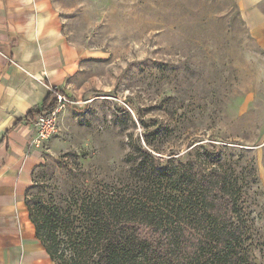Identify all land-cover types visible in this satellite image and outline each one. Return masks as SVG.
Segmentation results:
<instances>
[{
	"label": "rangeland",
	"instance_id": "1",
	"mask_svg": "<svg viewBox=\"0 0 264 264\" xmlns=\"http://www.w3.org/2000/svg\"><path fill=\"white\" fill-rule=\"evenodd\" d=\"M49 1L81 62L28 204L82 170L125 180L136 142L165 155L195 143L226 161L242 152L247 264H264V50L235 1Z\"/></svg>",
	"mask_w": 264,
	"mask_h": 264
},
{
	"label": "trees",
	"instance_id": "2",
	"mask_svg": "<svg viewBox=\"0 0 264 264\" xmlns=\"http://www.w3.org/2000/svg\"><path fill=\"white\" fill-rule=\"evenodd\" d=\"M51 95L37 114L55 107ZM194 144L165 155L136 142L125 180L82 170L37 206L28 204L29 186V218L51 261L247 264L245 185L237 171L245 154L226 161Z\"/></svg>",
	"mask_w": 264,
	"mask_h": 264
},
{
	"label": "crops",
	"instance_id": "3",
	"mask_svg": "<svg viewBox=\"0 0 264 264\" xmlns=\"http://www.w3.org/2000/svg\"><path fill=\"white\" fill-rule=\"evenodd\" d=\"M234 1L264 50V0ZM80 62L49 0H0V264H54L25 201L47 152L32 145V122L48 95L68 92Z\"/></svg>",
	"mask_w": 264,
	"mask_h": 264
},
{
	"label": "built area",
	"instance_id": "4",
	"mask_svg": "<svg viewBox=\"0 0 264 264\" xmlns=\"http://www.w3.org/2000/svg\"><path fill=\"white\" fill-rule=\"evenodd\" d=\"M53 93L55 94V107L37 114L32 122L34 134L31 143L36 148H41L57 132V115L69 103L64 94L59 91Z\"/></svg>",
	"mask_w": 264,
	"mask_h": 264
}]
</instances>
